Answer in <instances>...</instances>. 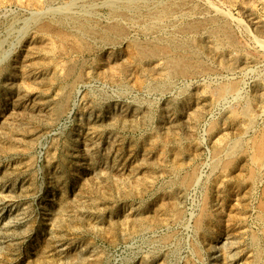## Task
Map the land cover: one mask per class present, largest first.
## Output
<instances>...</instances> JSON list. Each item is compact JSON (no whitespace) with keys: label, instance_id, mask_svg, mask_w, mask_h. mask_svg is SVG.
Listing matches in <instances>:
<instances>
[{"label":"rangeland","instance_id":"obj_1","mask_svg":"<svg viewBox=\"0 0 264 264\" xmlns=\"http://www.w3.org/2000/svg\"><path fill=\"white\" fill-rule=\"evenodd\" d=\"M0 264H264V0H0Z\"/></svg>","mask_w":264,"mask_h":264}]
</instances>
